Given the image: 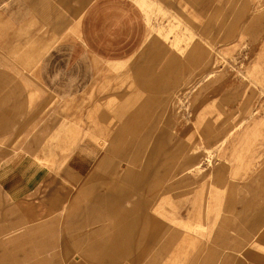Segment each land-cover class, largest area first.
Listing matches in <instances>:
<instances>
[{
	"label": "rangeland",
	"instance_id": "rangeland-1",
	"mask_svg": "<svg viewBox=\"0 0 264 264\" xmlns=\"http://www.w3.org/2000/svg\"><path fill=\"white\" fill-rule=\"evenodd\" d=\"M135 1L158 44L138 58L135 77L132 62L96 67L90 91L62 109L52 98L46 109L25 111L28 133L0 148L12 152L15 177L24 146L46 166L34 162L35 197L65 194L59 163L80 137L100 135L127 167L119 182L138 184V214L147 216L138 264L261 262L264 0ZM54 155L56 164L44 163ZM31 202L29 212H40Z\"/></svg>",
	"mask_w": 264,
	"mask_h": 264
},
{
	"label": "crops",
	"instance_id": "crops-1",
	"mask_svg": "<svg viewBox=\"0 0 264 264\" xmlns=\"http://www.w3.org/2000/svg\"><path fill=\"white\" fill-rule=\"evenodd\" d=\"M148 35L135 0H0V140L29 128L25 111L46 109L52 98L62 109L90 91L96 67L132 62L135 77L138 58L158 46ZM99 136L80 137L59 163L65 194L56 188L35 197L41 167L34 162H43L24 146L15 177L12 152L0 148V264H138L147 218L138 214V184L119 182L127 167ZM57 159L44 163L51 167ZM31 201L40 212H29ZM14 205L23 213L9 212Z\"/></svg>",
	"mask_w": 264,
	"mask_h": 264
}]
</instances>
